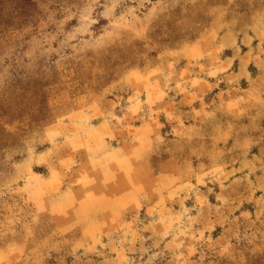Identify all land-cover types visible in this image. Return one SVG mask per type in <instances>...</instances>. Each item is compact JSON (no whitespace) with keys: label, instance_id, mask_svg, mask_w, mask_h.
Instances as JSON below:
<instances>
[{"label":"rangeland","instance_id":"1","mask_svg":"<svg viewBox=\"0 0 264 264\" xmlns=\"http://www.w3.org/2000/svg\"><path fill=\"white\" fill-rule=\"evenodd\" d=\"M0 264H264V0H0Z\"/></svg>","mask_w":264,"mask_h":264},{"label":"crops","instance_id":"2","mask_svg":"<svg viewBox=\"0 0 264 264\" xmlns=\"http://www.w3.org/2000/svg\"><path fill=\"white\" fill-rule=\"evenodd\" d=\"M197 82H200L201 83V81L200 80H197ZM191 92V91H190Z\"/></svg>","mask_w":264,"mask_h":264}]
</instances>
